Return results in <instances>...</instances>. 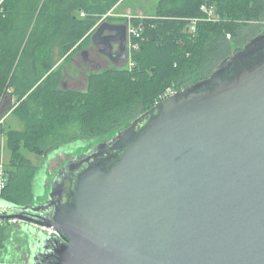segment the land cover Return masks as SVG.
Returning a JSON list of instances; mask_svg holds the SVG:
<instances>
[{"label": "water", "instance_id": "water-1", "mask_svg": "<svg viewBox=\"0 0 264 264\" xmlns=\"http://www.w3.org/2000/svg\"><path fill=\"white\" fill-rule=\"evenodd\" d=\"M128 26L90 43L125 64ZM0 209L37 236L29 264H264V31L68 160L43 202Z\"/></svg>", "mask_w": 264, "mask_h": 264}, {"label": "trees", "instance_id": "trees-1", "mask_svg": "<svg viewBox=\"0 0 264 264\" xmlns=\"http://www.w3.org/2000/svg\"><path fill=\"white\" fill-rule=\"evenodd\" d=\"M123 1L0 0V96L16 97L10 114L22 123L7 132L4 202L35 205L44 196L35 190L40 167L24 150L49 155L92 137L110 138L167 89L206 78L227 35L244 43L245 27L264 20V0H158L153 13L129 20L140 33L129 66L90 72L84 90L60 87L56 63L90 42L97 22ZM203 4L214 9L215 20L206 18ZM191 18L199 19L194 32L187 30ZM6 222L0 223V245Z\"/></svg>", "mask_w": 264, "mask_h": 264}, {"label": "rangeland", "instance_id": "rangeland-1", "mask_svg": "<svg viewBox=\"0 0 264 264\" xmlns=\"http://www.w3.org/2000/svg\"><path fill=\"white\" fill-rule=\"evenodd\" d=\"M157 3L158 0H124L117 8L108 11L97 22L95 27L103 20L115 23H129V20L131 21L134 18H142L146 15H150L153 13L152 11L154 8H156ZM107 15H110L111 17H107ZM244 31H246L245 33H247L248 39H250L257 31H264V20L250 24L248 27H245ZM244 31H242V33H244ZM242 43L240 42V39L227 35V45L225 49L222 50L223 52L221 51L213 61L207 64L205 71L206 73L208 72V76L226 57L230 56L237 47H240ZM83 49H86L89 52L90 59L95 61L92 65L89 64V61L84 62L82 60L81 52ZM127 65H130L129 60L125 64H113L98 51V47H95L88 42L84 47L78 49L70 59H61L55 66L60 69V75L62 77L60 87L71 90H84L87 86V77L90 72L102 71L110 67H124ZM14 99H16V97ZM13 101L12 98L7 99L3 105L0 103L1 118H3V115L7 114ZM0 127L2 128V132H0V162L9 163L10 152L7 148V132L10 129H22V123L10 114L8 117L4 118L3 122L0 120ZM68 130L73 133L76 131V127L71 126ZM114 134L113 132L111 133L112 136ZM110 138L105 140L107 141ZM105 140L92 137L88 143L79 142L71 144L64 149L61 148L60 151L49 155L36 154L24 150L23 153L31 160V162L40 167L36 176L37 183L35 190L37 193L40 192L39 194L44 196L41 198L39 197L40 200H37L39 201L37 204L46 199L50 190V184L60 167H62L68 160L89 151L91 148ZM2 224L4 238L2 245H0V264H29L32 254L31 249L35 246L37 236L34 232L30 233L27 231L24 222L17 220ZM30 227L33 229L32 226Z\"/></svg>", "mask_w": 264, "mask_h": 264}, {"label": "built area", "instance_id": "built-area-1", "mask_svg": "<svg viewBox=\"0 0 264 264\" xmlns=\"http://www.w3.org/2000/svg\"><path fill=\"white\" fill-rule=\"evenodd\" d=\"M200 10L206 15L207 19L215 20L217 18V15L212 7L207 6L206 4L201 5ZM83 15V13H81ZM199 19L197 18H191L189 19V25L187 27V30L190 32L195 31V26L196 23ZM140 37L139 30L137 28L131 27L130 25L128 26V60L129 64L130 63V51L135 50L139 48V43L136 41V38ZM175 91L168 89L166 90L163 94L159 95L158 100L156 103L159 101L165 99L169 95L173 94ZM155 103V104H156ZM7 182V177L5 173V167L4 163L0 162V200L1 199V193L2 190L5 188ZM2 211V209H0ZM10 221H17V220H10ZM2 220H0V223ZM40 231L47 235H56V231L53 228H46V227H39Z\"/></svg>", "mask_w": 264, "mask_h": 264}, {"label": "crops", "instance_id": "crops-1", "mask_svg": "<svg viewBox=\"0 0 264 264\" xmlns=\"http://www.w3.org/2000/svg\"><path fill=\"white\" fill-rule=\"evenodd\" d=\"M56 67V66H55ZM13 98V100L15 101V96H10L9 94H5L4 96H0V103H1V105H3L5 102H6V100L7 99H12ZM13 101V102H14ZM10 112H11V110H10V108H9V110H8V112H7V114L6 115H3L2 117L3 118H1L0 120H2V122H3V120H4V118H6V117H8L9 115H10Z\"/></svg>", "mask_w": 264, "mask_h": 264}, {"label": "flooded vegetation", "instance_id": "flooded-vegetation-1", "mask_svg": "<svg viewBox=\"0 0 264 264\" xmlns=\"http://www.w3.org/2000/svg\"><path fill=\"white\" fill-rule=\"evenodd\" d=\"M86 57H87V61H89V62H95L94 60L90 59L89 52H88V54L86 55ZM92 64H93V63H92Z\"/></svg>", "mask_w": 264, "mask_h": 264}]
</instances>
